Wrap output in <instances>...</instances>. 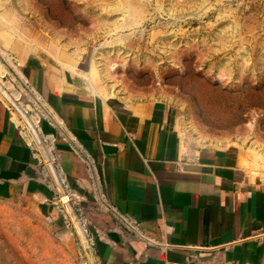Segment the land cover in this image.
Listing matches in <instances>:
<instances>
[{
    "label": "crops",
    "instance_id": "0c3cea01",
    "mask_svg": "<svg viewBox=\"0 0 264 264\" xmlns=\"http://www.w3.org/2000/svg\"><path fill=\"white\" fill-rule=\"evenodd\" d=\"M15 59L40 112L30 131L0 96V200L36 205L55 231L78 216L79 264H264L252 155L188 141L160 100L103 97L50 54Z\"/></svg>",
    "mask_w": 264,
    "mask_h": 264
},
{
    "label": "rangeland",
    "instance_id": "374dc122",
    "mask_svg": "<svg viewBox=\"0 0 264 264\" xmlns=\"http://www.w3.org/2000/svg\"><path fill=\"white\" fill-rule=\"evenodd\" d=\"M29 53L108 99L160 100L184 139L264 166V0H0V96L30 130L40 106L15 59ZM38 211L0 200V264H79L78 216L63 232Z\"/></svg>",
    "mask_w": 264,
    "mask_h": 264
},
{
    "label": "water",
    "instance_id": "95a60500",
    "mask_svg": "<svg viewBox=\"0 0 264 264\" xmlns=\"http://www.w3.org/2000/svg\"><path fill=\"white\" fill-rule=\"evenodd\" d=\"M38 143H40V144H41V140H40V142H38Z\"/></svg>",
    "mask_w": 264,
    "mask_h": 264
}]
</instances>
